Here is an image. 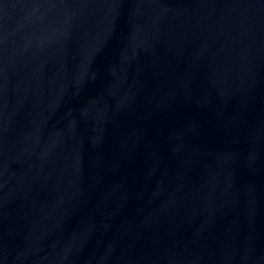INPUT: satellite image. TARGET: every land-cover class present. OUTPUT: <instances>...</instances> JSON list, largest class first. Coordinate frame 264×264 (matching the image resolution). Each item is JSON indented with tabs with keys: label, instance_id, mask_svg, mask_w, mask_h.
Here are the masks:
<instances>
[{
	"label": "water",
	"instance_id": "obj_1",
	"mask_svg": "<svg viewBox=\"0 0 264 264\" xmlns=\"http://www.w3.org/2000/svg\"><path fill=\"white\" fill-rule=\"evenodd\" d=\"M0 264H264V0H0Z\"/></svg>",
	"mask_w": 264,
	"mask_h": 264
}]
</instances>
